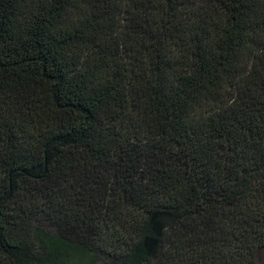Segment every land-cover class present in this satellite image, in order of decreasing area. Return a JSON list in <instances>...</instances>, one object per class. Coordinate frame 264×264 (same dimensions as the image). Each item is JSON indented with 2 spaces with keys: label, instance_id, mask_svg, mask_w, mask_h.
Returning a JSON list of instances; mask_svg holds the SVG:
<instances>
[{
  "label": "trees",
  "instance_id": "1",
  "mask_svg": "<svg viewBox=\"0 0 264 264\" xmlns=\"http://www.w3.org/2000/svg\"><path fill=\"white\" fill-rule=\"evenodd\" d=\"M264 0H0V264H257Z\"/></svg>",
  "mask_w": 264,
  "mask_h": 264
},
{
  "label": "rangeland",
  "instance_id": "2",
  "mask_svg": "<svg viewBox=\"0 0 264 264\" xmlns=\"http://www.w3.org/2000/svg\"><path fill=\"white\" fill-rule=\"evenodd\" d=\"M257 264H264V248L260 249L256 254Z\"/></svg>",
  "mask_w": 264,
  "mask_h": 264
}]
</instances>
